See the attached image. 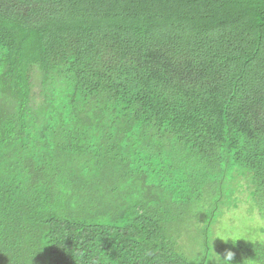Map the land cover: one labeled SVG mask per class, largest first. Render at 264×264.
<instances>
[{"label":"trees","instance_id":"obj_1","mask_svg":"<svg viewBox=\"0 0 264 264\" xmlns=\"http://www.w3.org/2000/svg\"><path fill=\"white\" fill-rule=\"evenodd\" d=\"M241 204L264 0H0V264H210Z\"/></svg>","mask_w":264,"mask_h":264},{"label":"rangeland","instance_id":"obj_2","mask_svg":"<svg viewBox=\"0 0 264 264\" xmlns=\"http://www.w3.org/2000/svg\"><path fill=\"white\" fill-rule=\"evenodd\" d=\"M246 194L243 192L237 196L244 199ZM240 207L226 208L223 218L214 225L215 250L211 253L210 264H264V222L257 213H250L247 204ZM197 236L190 227L184 231L182 243L194 251Z\"/></svg>","mask_w":264,"mask_h":264}]
</instances>
